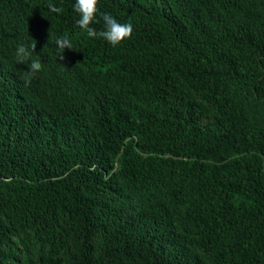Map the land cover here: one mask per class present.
Instances as JSON below:
<instances>
[{"label":"trees","instance_id":"trees-1","mask_svg":"<svg viewBox=\"0 0 264 264\" xmlns=\"http://www.w3.org/2000/svg\"><path fill=\"white\" fill-rule=\"evenodd\" d=\"M74 4L0 0V264H264V0Z\"/></svg>","mask_w":264,"mask_h":264},{"label":"clouds","instance_id":"clouds-1","mask_svg":"<svg viewBox=\"0 0 264 264\" xmlns=\"http://www.w3.org/2000/svg\"><path fill=\"white\" fill-rule=\"evenodd\" d=\"M98 3L99 0H75L73 10L79 15L76 25L82 29L89 38L103 39L113 47L120 45L126 39H130L134 31L131 21L120 23L109 13L101 14L104 24L102 30L97 31L90 26L93 24V22H98L96 21V15L99 11ZM47 8L48 11L52 13L60 14L63 12L61 7H57L53 3H49ZM51 38L52 36L50 31V39ZM55 44L60 50V59H63V53L65 49L73 50L72 41L67 36H60L56 38ZM35 48L36 44H32L30 48L23 44L19 45L15 53L16 60L21 64L28 62ZM42 67L43 66L39 60H31L24 77L25 86L31 84L32 77H34L38 72L42 71Z\"/></svg>","mask_w":264,"mask_h":264}]
</instances>
